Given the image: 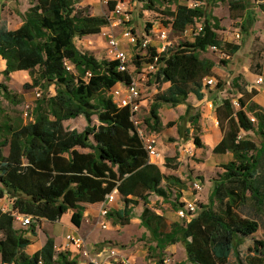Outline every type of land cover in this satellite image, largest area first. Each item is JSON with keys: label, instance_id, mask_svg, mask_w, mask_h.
<instances>
[{"label": "trees", "instance_id": "1", "mask_svg": "<svg viewBox=\"0 0 264 264\" xmlns=\"http://www.w3.org/2000/svg\"><path fill=\"white\" fill-rule=\"evenodd\" d=\"M138 1L147 9L173 5V10L166 8L163 13L174 33H182L196 22L201 27L190 41L167 47L158 54V71L148 85L157 88L162 79L169 85L152 97L144 124L154 133L174 126L175 121L161 124V105H185L178 121L188 125L186 134H192L194 145L202 147L200 113L198 107L187 102L190 95L203 99L204 90L210 88L204 79L214 76V62L201 54L215 46L230 58L240 47L227 45L229 53L223 50L226 46L217 34L219 22L207 16L201 5L204 0H193L201 3L194 8L178 0ZM220 1L245 11L242 0ZM256 6L264 13V0ZM107 26L106 16L78 15L72 0H35L22 14L17 28L9 29L0 22V59L4 61L5 81L0 83V197L9 195L18 212L32 216L28 227L35 236L40 219L54 221L69 209H73L70 222L78 228L83 219L80 204L99 203L118 185L122 196L129 194L132 198H124L123 207L110 210L108 215L124 226L141 204L138 220L148 233V255L161 258L167 247L180 243L191 264H233L231 257L235 264H264V240L253 238L258 222L237 213L242 207L254 211L264 208V181L259 172L264 162V140L259 146L242 135L253 132L264 139V108L248 102L257 90H247L237 77L232 79L231 85L240 96L237 106L231 98L223 97L215 107L223 137L213 150L228 152L232 159L222 165V172L212 180L208 202L198 203L196 212L181 221H170L152 210L150 197H173L172 208H179L183 204L177 201L185 183L149 163L128 109L118 107L107 94L116 83H127L129 75L117 70V61L98 60L75 45L76 38L97 35ZM149 55H155L153 48ZM138 59L137 55L133 58L136 66L140 65ZM66 61L72 70L66 68ZM16 71L29 73L32 84L24 87L40 86L45 91L53 87V94L40 92L27 122L16 110L8 113L2 105L6 101L15 109L21 103L6 84ZM219 87L217 83L216 89ZM77 117L86 122L82 131L64 128V121ZM13 224L14 218L0 211V232L4 233L0 239V264H75L68 253L55 251L50 237L40 249L27 254L25 249L31 242ZM248 238L252 242L242 261L238 248ZM156 264H162V260Z\"/></svg>", "mask_w": 264, "mask_h": 264}, {"label": "rangeland", "instance_id": "2", "mask_svg": "<svg viewBox=\"0 0 264 264\" xmlns=\"http://www.w3.org/2000/svg\"><path fill=\"white\" fill-rule=\"evenodd\" d=\"M74 4L75 11L78 15L83 16H110V8L105 6L100 0H72ZM244 5L246 6L245 11L239 8L231 7L228 2H221L220 0H204L202 2V7L205 10L207 16L209 18L215 17L218 22L220 29L217 31L218 37L221 40L223 46H226V49H223L225 52L228 50L229 46L238 45L240 50L237 52V55L234 57L226 58L221 55L218 51L207 50L206 52L201 54V57L207 60H210L215 63L214 76L216 77L217 83L219 84V89L217 88V83L211 87V89H205L204 92L216 93V97L222 99L223 97L231 98L236 101L238 96L237 89L232 87L231 82L234 77H237L240 81L239 84L241 86H247L251 88L253 85V75L254 73H260L259 67L261 62H264V13H262L259 8L255 4V0H242ZM35 0H0V22L3 21L6 23L9 29L16 28L21 22L22 14L34 3ZM178 2H182L183 0H178ZM125 6H127L128 10H131L132 14V23H133V31L137 33L139 36L148 35L151 39H155V31L160 27H165L167 29L170 28V24L168 23V17L163 13V10L166 8H173V5L170 3H166L165 5H154L152 9H147L144 7L143 3L138 0H125ZM143 10L146 13L143 14ZM134 13V16H133ZM156 13V14H154ZM198 25V22L194 26ZM152 26H154V32L151 33ZM157 26V27H156ZM121 27V26H120ZM193 27V26H189ZM120 29L114 28L112 34L120 39ZM239 30L241 32V39L239 41H235L233 39V32ZM105 31V28L101 30V32L97 35H90L87 38H83L81 41L77 40L76 45L83 50H86L90 54H92L98 60H106L107 56L105 54L104 48V37L102 33ZM168 38L171 42V46L179 44L183 41H190L192 37L190 33H174L170 30L168 34ZM121 46L127 52L129 56V70L132 72L133 68L136 65L133 63V58L136 55L135 49L127 45L124 41H120ZM153 42V41H152ZM170 46V47H171ZM108 60V59H107ZM140 62L141 60L138 59ZM224 61L225 63H222ZM2 71L0 72V82L3 83L4 77L2 75ZM6 83L8 84L10 90L15 93L20 99L21 103L15 109H12L10 105L6 101H3V106L5 107L8 113H11L12 110H16V112L22 113L24 112L25 106H29L31 108L30 113L35 107L38 99L35 97V91L38 90L42 93L53 94V87L50 86L45 91L40 86H30L24 87L25 84H32V79L27 71L18 72L16 75L12 74L10 80ZM164 81H162L157 85V88L153 89L152 85H148V81L142 82L140 92L142 98L150 99L149 96L153 97L154 94L162 89ZM154 90V92L152 91ZM208 102L212 101L210 99ZM213 102V101H212ZM150 103V102H149ZM214 103V102H213ZM181 108V107H179ZM174 108L169 105H161L159 109L160 119L166 125L169 122H174L179 111L181 109ZM201 111V109H199ZM147 110H143L142 114L146 117ZM30 116L25 118V121H29ZM67 127L72 129L82 130L85 126L86 122L82 117H78L75 119H71L64 123ZM188 126V125H187ZM187 128V127H185ZM156 132L155 134H157ZM160 136L165 137V142H170V140H174L177 137L175 126L164 127L162 132L159 134ZM242 135H247L248 138L252 139L257 145L262 142L261 136H257L253 132H246ZM175 136V137H173ZM185 154H189V150L186 151V147L183 148ZM186 159H192L191 156H186ZM222 165L217 166L211 174L208 176L201 177V190L195 191L192 188V182L190 183L191 190L194 194H204L208 193L212 188V180L217 179L218 175L222 172ZM186 168H184V171ZM260 180L264 181V162L260 166ZM118 195H121L119 193ZM122 196V195H121ZM208 202V194L205 195V199L202 202H196V206L198 203H207ZM117 206H114L112 210L119 209L123 201L121 198L116 202ZM113 203V205H114ZM119 206V207H118ZM150 207L157 214H160L166 217L170 221H181L176 213L175 209L172 208L170 203L166 200H162L158 197H150ZM140 208L137 207L134 209L133 214L134 217L130 220V224L128 226H121L117 220L108 215V220L110 222L109 229H101L97 226L96 213L98 207H94V209L88 210V215L85 216L83 223L92 229L91 237H96L93 239V243L89 245V253L91 258L96 260L99 264H105L107 261L115 262H123L126 261L127 264H156V262L161 259H168L169 264H176L179 262H185L186 264H191L185 252V249L182 244H176L173 247H167L164 254L161 258H158L156 255L152 257L150 254L148 255L146 245L148 233L146 230L141 227L138 215L140 213ZM94 214H93V213ZM92 213V214H91ZM237 213L240 217H249L253 220H256L259 224L258 231L253 235V238L264 240V208L261 210H252L246 208H240L237 210ZM43 225L42 231L46 232L49 228L50 223L47 221H41L39 226ZM54 235L56 238L64 237L68 234V222L66 220H61V222L54 223ZM23 233L29 232L28 229L21 230ZM84 229V235L86 232ZM44 234L39 232V237H32L34 245L30 246L29 251L33 252L34 248L37 246V240L44 238ZM4 237V233H0V239ZM104 241V243H103ZM251 240L244 239L243 243L239 246V257L242 261L246 260L247 248L251 245ZM62 242H58L56 247L58 248ZM105 244V245H103ZM114 249L115 255L113 257L108 258L106 252ZM58 252V251H56ZM230 262L235 264V260L233 257L230 258ZM163 264V263H162Z\"/></svg>", "mask_w": 264, "mask_h": 264}, {"label": "built area", "instance_id": "3", "mask_svg": "<svg viewBox=\"0 0 264 264\" xmlns=\"http://www.w3.org/2000/svg\"><path fill=\"white\" fill-rule=\"evenodd\" d=\"M105 6L110 8V16H107L108 26L105 27V31L102 33L104 37V48L106 56L109 60H115L118 62L117 70L119 72H126L130 80L127 83H116L107 94L111 97L112 101L118 107H125L129 111V120L132 124L134 131L140 139L142 148L144 149L148 160H155L158 158L156 136L154 132H150L144 124L145 116L142 114V96L140 92L142 82L148 81L158 71V54L167 47L171 46V42L168 38V34L171 30L165 27H160L155 31V39L158 46H152L151 39L148 35L139 36L133 31L132 16L130 10L125 6V0H100ZM261 0H255V4H260ZM181 4L188 8L198 7L201 3L193 0H183ZM121 26V27H120ZM114 28L120 29V39L112 34ZM201 30L200 25L193 27H187L183 33H190L193 38ZM233 39L239 41L242 37L239 30L234 31ZM124 41L127 45L135 49L136 55L139 56L140 65L133 68L132 72L129 70V56L125 49L122 48L121 42ZM150 48H153L155 55H149ZM211 51H218L226 58L227 55L222 53L215 46L208 48ZM68 70H72L73 66L69 62L64 63ZM86 77L90 76L89 72H86ZM217 83L215 77H207L204 79V84L210 88ZM253 88H264V71L255 75L253 80ZM35 97H40V91H35ZM213 105V104H212ZM233 105L237 106V102L233 101ZM31 108L25 106L22 117L25 119L30 116ZM254 121V118L251 117ZM192 132V130H190ZM118 185L112 188L107 193L101 203L98 206L96 213L97 226L101 229H107L110 222L108 219V213L111 210L110 205L115 202L116 197L119 194ZM192 188L195 191L201 190V184L194 182ZM197 206L195 202H185L183 206L176 209L175 213L177 217L182 220L189 216V214L195 213ZM0 211L10 214L14 218V222L18 223L21 227L27 228L32 222V216L22 214L13 207V200L9 195L3 194L0 197ZM55 251L73 254L75 257V264H99L96 260L91 258L89 253V247L86 239L75 233H68L62 239V244ZM108 258L115 255V250L111 249L106 252ZM116 263V262H115ZM111 261H107L105 264H115ZM127 264L126 261L120 262ZM163 264H169L168 259L162 261Z\"/></svg>", "mask_w": 264, "mask_h": 264}, {"label": "crops", "instance_id": "4", "mask_svg": "<svg viewBox=\"0 0 264 264\" xmlns=\"http://www.w3.org/2000/svg\"><path fill=\"white\" fill-rule=\"evenodd\" d=\"M173 8H171V10H173ZM130 12H131V10H130ZM142 12H143V14L146 13L145 10H143ZM154 14H156V13H154ZM131 16H132V14H131ZM133 16H134V13H133ZM20 24H21V22L19 23V25ZM154 30H155L154 26H152L151 33H153ZM87 37L88 36H85L83 38H87ZM83 38H80V39L76 38L75 41H77V40L81 41ZM152 41H153V42H151L152 46H154V47L158 46V43L156 40H152ZM103 44H104V42H103ZM75 45H76V42H75ZM76 47L78 49H80L77 45H76ZM80 50H82V49H80ZM237 52L234 55H232V57L237 55ZM3 69H4V61L2 59H0V72ZM214 69H215V63H214V67L212 69L213 74H215ZM262 71H264V62H261L260 66H259V72H262ZM18 72H23V71H16V72L11 73L9 76V80H10L12 74L16 75ZM256 74H258V73H254L253 78H252L253 80H254V77ZM213 77H215V76H213ZM168 85H169V83L167 81H164V84L162 86V90L167 88ZM7 86H8V84H7ZM152 86H153L152 87L153 89L154 88L156 89V87L154 85H152ZM251 88H253V86H251ZM209 89H211V88H209ZM246 89L249 90L250 87H248V85H247ZM256 90H257V93L254 96H252L248 102L249 103L252 102V103L258 105L259 107L264 108V88L256 89ZM152 91L154 92V90H152ZM156 93H158V91ZM216 95H217L216 93L211 92L209 94L208 93L206 94L204 92V97L201 100H197L193 95H190L187 98V102H189L192 106L198 107V112L200 113L199 139L202 143V147H197L194 145L193 138L191 137L192 134H189V135L186 134L185 127H187V124L185 126L180 125V123L178 121V117L181 116L185 111V107H186L185 105H178V106L174 107L176 109L181 107V108H179L181 110L179 111V114L177 115L176 119L175 120L173 119V121L176 122V124L174 126H175L176 133H177V137L173 136V137H175L174 140H170V142H168V143L165 142V139H164L165 137L159 135L163 129L161 131H159L157 134H155L157 151H158L159 156L155 160L150 159L149 163L155 164L160 169V171L162 173H164L166 175H173L175 177H178L180 180H182L185 183L186 188L181 191V196L179 197V199L177 201L178 203L184 204L185 202H195V203L196 202H202L203 199H205V195L207 196V194H208V197H209L211 189L209 190L208 193H204V194L202 193L200 195L194 194L191 190L190 183L191 182L192 183L199 182L201 184V180H200L201 177H204L205 175L208 176L209 174L212 173V171L215 168H217V166H219L221 164H226L227 162H229L232 159L231 154L228 152H226V153H215L213 151L215 146L221 141V139L223 137V133L219 127L217 117H216V114L214 112L215 107L218 104H220V102H221V99L217 98ZM239 96L240 95H238L237 98ZM149 97H150V99H147V97L142 98L141 103H142V109L144 111L148 110L149 102L152 99L151 96H149ZM208 99L212 100L214 103L212 101L208 102L207 101ZM232 101H234V100L232 99ZM199 109H201V111ZM143 110H142V112H143ZM69 120H71V119H69ZM69 120H67V121H69ZM160 121H161L162 125H165L164 122L162 121V119H160ZM65 122L66 121L63 122L64 128H66L68 130H73L72 128L67 127L64 124ZM83 128H82V130H83ZM75 130H77V129H75ZM82 130H77V131H82ZM179 130H180V134L178 132ZM184 147H186V151L189 150V154L184 153V150H183ZM77 150H79L80 152H87V150H85V149H77ZM186 156L193 157V160L192 159H189V160L186 159ZM184 168H186L185 171H184ZM120 198L123 201L124 198L131 199L132 196L129 194L125 195V196L118 195L116 197L115 201L117 202ZM158 198H160V197H158ZM166 201H168L171 205V203L174 202V199H173V197H171L169 199H166ZM100 203L101 202L95 203V204H80L83 207V219H82L81 225L78 228L73 226L72 223L70 222V216L72 214L73 209H69L66 213L62 214L60 217H58L54 221H48L46 219H40L39 223L36 225V228H35V232H36L35 236H32L29 232L23 233V236L26 238H29V240L31 242L27 246V248L25 249V252L30 255V254L34 253L35 251H37L38 249H40L42 247V245L44 244L47 237H50L54 240L55 246L58 242H62L63 237L56 238V236L54 235V229L52 226V225H54V223L61 222V220H66L68 222V225H69L68 233H75L77 235L84 237L86 239V241L88 243V247H89V245H91L93 243V239H95L94 241H96V237H91V232H92L93 228L89 229V227L87 225H85L83 223V221L85 219V216L88 215V210L94 209V207H98ZM202 204H204V203H202ZM123 205H124V203L121 204L119 209H121L123 207ZM114 206H117V204L114 203V205L113 204L110 205L111 210L113 208L115 209ZM149 206H150V204H149ZM137 207L142 208V205L139 204V206H137ZM137 207H135L134 209H136ZM141 208H140V211H141ZM116 210H118V209H116ZM41 221H47L48 223H50V226L46 230V232L42 231V229H44L43 225L39 226ZM129 224L124 225V227L128 226ZM13 228L16 230L26 229V228L21 227L18 223H15V222L13 224ZM109 228H110V224H109L107 229H109ZM84 229H86V231H85L86 233L84 235H82L84 233L83 232ZM39 232H42L45 236H44V238L37 240V246H36V248H34V251L31 252V251H29V248H30V246L35 244L32 240V237L38 238ZM103 243H104V241H103ZM103 245H105V244H103ZM173 246L174 245L169 246V247H173ZM68 256L70 259H75L73 254H68Z\"/></svg>", "mask_w": 264, "mask_h": 264}]
</instances>
